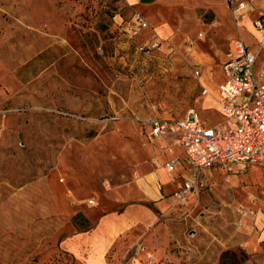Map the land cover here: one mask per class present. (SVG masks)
<instances>
[{"label": "rangeland", "instance_id": "rangeland-1", "mask_svg": "<svg viewBox=\"0 0 264 264\" xmlns=\"http://www.w3.org/2000/svg\"><path fill=\"white\" fill-rule=\"evenodd\" d=\"M224 8L223 0H0V264H71L55 248V184L91 210L105 188L178 156L150 138L151 118L194 110L222 120L201 96V78L209 69L206 87L217 89L238 38L264 62ZM137 15L148 24L140 32ZM203 176L207 186L184 202L152 207L153 230L112 264H264V167L216 165Z\"/></svg>", "mask_w": 264, "mask_h": 264}, {"label": "built area", "instance_id": "built-area-1", "mask_svg": "<svg viewBox=\"0 0 264 264\" xmlns=\"http://www.w3.org/2000/svg\"><path fill=\"white\" fill-rule=\"evenodd\" d=\"M233 22L254 9L256 0H225ZM137 31L148 28L139 15L134 18ZM259 46L264 50V15L252 20ZM158 44L139 47L150 52ZM249 50L242 40L235 42L234 51L223 64L224 81L216 90L201 89V96L212 97L217 104L221 121L212 124L202 120L191 110L178 120L151 118L148 123L150 138L157 139L173 153L178 148L184 154L188 173L181 180L174 196L184 202L190 194L207 186L203 171L216 165L264 167V62ZM195 77L200 70L194 71ZM181 165L180 156L170 158L165 166L174 173ZM92 203V202H91Z\"/></svg>", "mask_w": 264, "mask_h": 264}, {"label": "crops", "instance_id": "crops-1", "mask_svg": "<svg viewBox=\"0 0 264 264\" xmlns=\"http://www.w3.org/2000/svg\"><path fill=\"white\" fill-rule=\"evenodd\" d=\"M125 1L129 6L135 7L160 0L151 3H142L141 0ZM223 1L225 8L222 12L230 13L226 1ZM260 15H264V0H256L254 9L242 17L239 23L240 33L241 30L246 31L257 41L252 20ZM238 40L239 38L235 42ZM240 40L251 50L243 38ZM235 42L231 52L234 51ZM258 63H261L259 59ZM197 69L200 68L197 67ZM207 71V79L201 78L204 76L202 70H200L199 78L205 80L201 82V87L208 89L211 86L206 87V82L211 81V76L209 69ZM220 79L218 86L224 81L222 70ZM180 153L182 154L181 150L178 155L181 165L174 173L167 170L165 164L169 159L166 154H163L148 172L135 175L130 181L121 185L105 188L99 204L91 210L81 208L76 201H69L63 194L62 188L55 182V217L57 219L55 233L59 238L55 248L69 255L71 264H112L121 250L129 249L128 244L132 245L134 240L137 241L139 232L146 235L153 230L157 216L152 207L162 208L176 201L174 194L182 178L188 173V165L185 158H181ZM231 166L242 167L241 165ZM90 202L94 203L91 200L88 203ZM77 215L85 218L90 226L79 227L74 221ZM262 238H264V232Z\"/></svg>", "mask_w": 264, "mask_h": 264}, {"label": "trees", "instance_id": "trees-1", "mask_svg": "<svg viewBox=\"0 0 264 264\" xmlns=\"http://www.w3.org/2000/svg\"><path fill=\"white\" fill-rule=\"evenodd\" d=\"M155 0H141L142 3H151ZM74 221L78 224L81 228H87L90 226L89 222L83 218L81 215H77L74 217Z\"/></svg>", "mask_w": 264, "mask_h": 264}]
</instances>
